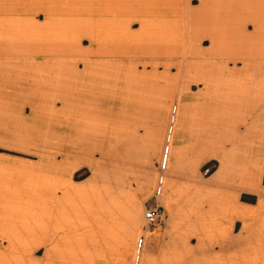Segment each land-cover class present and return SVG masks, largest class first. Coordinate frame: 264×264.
Segmentation results:
<instances>
[{
	"label": "crops",
	"instance_id": "crops-1",
	"mask_svg": "<svg viewBox=\"0 0 264 264\" xmlns=\"http://www.w3.org/2000/svg\"><path fill=\"white\" fill-rule=\"evenodd\" d=\"M263 191L264 0H0V264H264Z\"/></svg>",
	"mask_w": 264,
	"mask_h": 264
},
{
	"label": "rangeland",
	"instance_id": "rangeland-1",
	"mask_svg": "<svg viewBox=\"0 0 264 264\" xmlns=\"http://www.w3.org/2000/svg\"><path fill=\"white\" fill-rule=\"evenodd\" d=\"M66 142H68L67 145H70V146L71 145L74 146V144H76V142H77V145L79 146V143H78L79 141L76 140V139H71V140L69 139ZM169 145H170V141L167 140V139H163V141L161 143V148H160V151L158 153L157 160H156V163L159 164L160 166L163 165V161H164L165 168H166V164H168L170 162L169 161V158H170V160L172 162V155L170 156V155L166 154V157H165V149H166V147H169ZM77 159L79 160V162H82V161H85L86 162L87 160L89 161V159H86L85 156H82V155H80V157H78ZM211 168H213V166ZM166 172H168V171H166ZM87 176H88V172L87 171H81L76 176V179L81 180V179H83V178H85ZM157 176H158V178H160V177L163 178L162 179V183H163V189L165 191V195L166 196L169 195L170 194V192H169L170 191V187L168 186L169 185V182L168 181H164V177H163L164 176V172H163V169L160 168V172H159V174ZM155 178H156V175H155ZM157 183H158V181H157ZM155 184H156V182H154V187H155ZM255 186H256V184L254 183V184H251V185L249 184V185H246V186L238 185V186L232 187L231 189H233L235 191L257 190V188ZM149 189H151V188L148 187V190ZM263 193H264V191H263ZM165 208H166V206H165ZM248 210H250V211H252V210L253 211L254 210L255 211H259V213L260 212H264V203L261 206H259L258 208H256V209L255 208L253 209V206H250V208ZM166 211H168V209H166ZM255 226L256 227L258 226V227L264 228V220H258V221H256Z\"/></svg>",
	"mask_w": 264,
	"mask_h": 264
},
{
	"label": "built area",
	"instance_id": "built-area-1",
	"mask_svg": "<svg viewBox=\"0 0 264 264\" xmlns=\"http://www.w3.org/2000/svg\"><path fill=\"white\" fill-rule=\"evenodd\" d=\"M162 195V189L159 188L155 194L154 202L146 209L145 218L147 221L148 229L159 226L166 220V210L160 204L159 198ZM144 244V239L142 240Z\"/></svg>",
	"mask_w": 264,
	"mask_h": 264
},
{
	"label": "trees",
	"instance_id": "trees-1",
	"mask_svg": "<svg viewBox=\"0 0 264 264\" xmlns=\"http://www.w3.org/2000/svg\"><path fill=\"white\" fill-rule=\"evenodd\" d=\"M213 166V164H208L207 166L204 167V172L208 171L209 173H212L214 172V170L216 169L215 167L214 168H211ZM243 202L245 203H250V204H256L257 203V197H250V196H246L244 195L243 198H242Z\"/></svg>",
	"mask_w": 264,
	"mask_h": 264
}]
</instances>
